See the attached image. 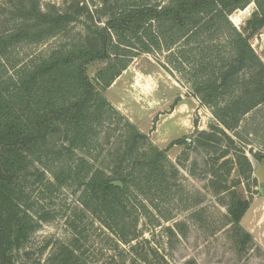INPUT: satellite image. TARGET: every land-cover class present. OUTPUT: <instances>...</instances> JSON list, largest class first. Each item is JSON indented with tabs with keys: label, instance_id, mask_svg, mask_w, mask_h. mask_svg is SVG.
<instances>
[{
	"label": "rangeland",
	"instance_id": "obj_1",
	"mask_svg": "<svg viewBox=\"0 0 264 264\" xmlns=\"http://www.w3.org/2000/svg\"><path fill=\"white\" fill-rule=\"evenodd\" d=\"M23 2L0 0V31H15ZM38 2L44 14L70 20L41 41L30 38L13 45L6 75L17 78L18 69L30 68L62 48L82 44L101 50L100 32L124 0ZM230 19L264 62L259 5L252 1ZM134 50L136 55L112 85L105 90L98 86L114 111L104 114L96 148L77 152L75 159L87 160L81 179L72 173L60 180V168L50 161L33 163L26 172L24 191L35 227L23 245L11 250L15 264H264V183L256 172L264 157V102L244 116L237 114L239 123L222 108L223 119L235 129L231 131L193 95L190 75L169 63L171 51L137 56ZM108 64L89 65L92 82L97 84V74ZM227 101L226 96L223 103ZM128 122L147 135L149 145L160 149L181 139L186 143L168 152L164 189L132 192L128 201L134 206L133 216L114 230L84 205L80 182L88 164L95 162L113 171L111 162L130 135ZM213 128L227 131L235 143L217 131L212 149H207L201 132ZM62 137V131L52 129L44 147L59 146ZM244 154L248 160L242 158ZM244 208L235 221L231 212Z\"/></svg>",
	"mask_w": 264,
	"mask_h": 264
},
{
	"label": "trees",
	"instance_id": "obj_2",
	"mask_svg": "<svg viewBox=\"0 0 264 264\" xmlns=\"http://www.w3.org/2000/svg\"><path fill=\"white\" fill-rule=\"evenodd\" d=\"M252 1L259 5L264 23V0H124L100 32L101 50L82 44L62 48L30 68L18 69L14 78L6 75L11 47L23 39L52 36L70 20L44 14L38 0H24L15 31H0V264H15L11 250L23 245L35 227L24 191L26 172L33 163L50 161L60 168V176L54 172L60 180L72 173L81 179L87 160L75 159L77 152L96 148L104 114L114 111L98 86L105 90L112 85L136 55L134 49L137 56L171 51L169 63L190 75L193 95L231 131L235 129L223 119L227 112L239 123L237 114L244 116L264 102V62L230 19ZM96 61L109 63L97 74V84L88 73ZM126 127L130 135L111 162L113 171L94 162L80 182L84 205L114 230L133 216L128 201L132 192L164 189L168 152L186 143L181 139L160 149L149 145L147 135L130 122ZM52 129L62 131L63 140L49 149L44 145ZM217 131L235 143L227 131L213 128L201 132L207 149H212ZM236 136L240 139L239 133ZM242 158L248 160L245 154ZM244 212L231 214L238 221Z\"/></svg>",
	"mask_w": 264,
	"mask_h": 264
},
{
	"label": "water",
	"instance_id": "obj_3",
	"mask_svg": "<svg viewBox=\"0 0 264 264\" xmlns=\"http://www.w3.org/2000/svg\"><path fill=\"white\" fill-rule=\"evenodd\" d=\"M256 172H257V175L259 176L260 180L264 183V158L262 159L261 165ZM117 184L121 185L120 182H117Z\"/></svg>",
	"mask_w": 264,
	"mask_h": 264
},
{
	"label": "flooded vegetation",
	"instance_id": "obj_4",
	"mask_svg": "<svg viewBox=\"0 0 264 264\" xmlns=\"http://www.w3.org/2000/svg\"><path fill=\"white\" fill-rule=\"evenodd\" d=\"M263 158H264V157L261 158V161H262Z\"/></svg>",
	"mask_w": 264,
	"mask_h": 264
}]
</instances>
